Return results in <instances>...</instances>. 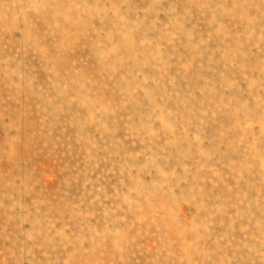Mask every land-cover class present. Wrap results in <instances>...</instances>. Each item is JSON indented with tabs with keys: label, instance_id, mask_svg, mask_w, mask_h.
Listing matches in <instances>:
<instances>
[{
	"label": "rangeland",
	"instance_id": "1",
	"mask_svg": "<svg viewBox=\"0 0 264 264\" xmlns=\"http://www.w3.org/2000/svg\"><path fill=\"white\" fill-rule=\"evenodd\" d=\"M0 264H264V0H0Z\"/></svg>",
	"mask_w": 264,
	"mask_h": 264
}]
</instances>
